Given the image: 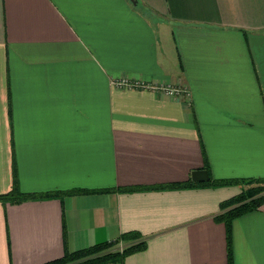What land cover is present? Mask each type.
Masks as SVG:
<instances>
[{
	"label": "crops",
	"instance_id": "crops-1",
	"mask_svg": "<svg viewBox=\"0 0 264 264\" xmlns=\"http://www.w3.org/2000/svg\"><path fill=\"white\" fill-rule=\"evenodd\" d=\"M194 170L264 178V0H0V194L88 191L0 201V264L126 232L145 248L106 264H227L213 217L239 185L128 190ZM230 238L264 264V204Z\"/></svg>",
	"mask_w": 264,
	"mask_h": 264
},
{
	"label": "trees",
	"instance_id": "trees-1",
	"mask_svg": "<svg viewBox=\"0 0 264 264\" xmlns=\"http://www.w3.org/2000/svg\"><path fill=\"white\" fill-rule=\"evenodd\" d=\"M207 170V166H204ZM239 185L237 194L219 204V212L213 219L224 227L227 264H231V222L234 218L257 209L264 204V178L211 179L204 182H192L188 177L184 182L170 183L154 187H134L132 190L181 189L188 187ZM14 186L8 193L0 194V201L20 202L25 199L46 198L65 193L88 192L83 189H72L65 192L51 191L37 194H22ZM145 248V240L136 233L126 232L114 240L100 242L86 248L64 251L60 258L43 264H106L121 262L129 254Z\"/></svg>",
	"mask_w": 264,
	"mask_h": 264
},
{
	"label": "built area",
	"instance_id": "built-area-1",
	"mask_svg": "<svg viewBox=\"0 0 264 264\" xmlns=\"http://www.w3.org/2000/svg\"><path fill=\"white\" fill-rule=\"evenodd\" d=\"M118 85L120 86H134L146 90H151L155 92H159L166 96L169 99L179 101V102H187L189 93L185 89H181L178 87H170V86H164L160 84H146V83H136V84H131L124 79H121L117 82Z\"/></svg>",
	"mask_w": 264,
	"mask_h": 264
},
{
	"label": "water",
	"instance_id": "water-1",
	"mask_svg": "<svg viewBox=\"0 0 264 264\" xmlns=\"http://www.w3.org/2000/svg\"><path fill=\"white\" fill-rule=\"evenodd\" d=\"M134 2V0H131ZM190 180L192 182H204L208 180V176L204 170H194L190 173Z\"/></svg>",
	"mask_w": 264,
	"mask_h": 264
}]
</instances>
